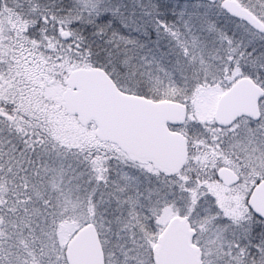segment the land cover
Returning <instances> with one entry per match:
<instances>
[{"label": "snow or ice", "instance_id": "6c2138e0", "mask_svg": "<svg viewBox=\"0 0 264 264\" xmlns=\"http://www.w3.org/2000/svg\"><path fill=\"white\" fill-rule=\"evenodd\" d=\"M0 264H264V0H0Z\"/></svg>", "mask_w": 264, "mask_h": 264}]
</instances>
